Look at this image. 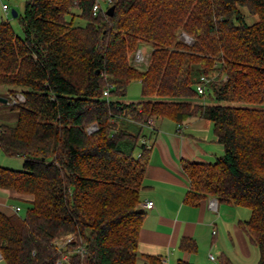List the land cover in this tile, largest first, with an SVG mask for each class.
Listing matches in <instances>:
<instances>
[{
    "label": "trees",
    "instance_id": "trees-1",
    "mask_svg": "<svg viewBox=\"0 0 264 264\" xmlns=\"http://www.w3.org/2000/svg\"><path fill=\"white\" fill-rule=\"evenodd\" d=\"M96 1L28 0L23 36L0 23V84L25 96L13 105L17 123L0 127L3 153L23 165L0 166V188L31 197L25 215L0 213L4 264H57L55 241L69 234V264H139L148 123L194 117L213 123L225 155L182 162L185 202L249 209L240 226L264 264V0H110L95 16ZM141 45L152 49L145 70L132 63ZM202 76L211 79L205 96L196 91ZM134 82L142 100L123 102ZM180 248L196 244L183 239ZM218 264L236 263L223 255Z\"/></svg>",
    "mask_w": 264,
    "mask_h": 264
},
{
    "label": "crops",
    "instance_id": "crops-1",
    "mask_svg": "<svg viewBox=\"0 0 264 264\" xmlns=\"http://www.w3.org/2000/svg\"><path fill=\"white\" fill-rule=\"evenodd\" d=\"M5 15L8 16V10ZM11 90V86L0 84V127L14 125L18 120L13 115ZM10 115H13V121L6 118ZM147 131L146 138L152 151L141 200L143 203L151 201L154 206L145 210L139 234V264H144V256L161 258L166 264H218L223 255L236 264H250L244 262L252 258V249L256 246L241 228L242 221L234 220L237 207L219 203L215 212L209 208L212 198L197 206L185 202L191 184L182 162L212 164L225 155V148L214 133L213 123L201 117L182 123L162 119L155 120ZM8 159L14 160L0 148V162ZM15 160L16 167L12 169H21L23 160ZM25 199L29 201L31 197L0 188V213L20 215L27 202L23 201ZM17 208L21 209L19 213H16ZM183 239L194 240L196 250H181ZM257 254L256 264L260 258L259 249ZM211 255L215 261L210 259Z\"/></svg>",
    "mask_w": 264,
    "mask_h": 264
},
{
    "label": "rangeland",
    "instance_id": "rangeland-1",
    "mask_svg": "<svg viewBox=\"0 0 264 264\" xmlns=\"http://www.w3.org/2000/svg\"><path fill=\"white\" fill-rule=\"evenodd\" d=\"M28 0H0V23L4 22V21H8L12 28L14 29V31L17 33V35L19 36H23V32H22V28H21V25H20V18L19 17H14L12 12L13 11H16L18 14L22 15L24 13V9H25V4ZM108 0H100L101 2V5L104 9L107 8L108 6V3H107ZM4 5H7V7L9 8L8 9V16L5 15V12L3 10L4 8ZM246 15H247V22L252 24L256 21V18L255 17H250L249 14H247V12L245 11ZM76 23L79 24V25H84V22L82 20H76ZM184 35L186 34H181V39L185 42V38H184ZM189 37V36H188ZM190 38V37H189ZM189 40H191V42L193 41L192 38H190ZM141 46H144L145 47V50L146 52L152 54V49L146 45H141ZM133 56V55H132ZM132 63H133V60H132ZM134 65V63H133ZM135 66V65H134ZM142 70H145L146 68L143 67H138ZM17 92L16 93H19V92H22V89L21 88H18L16 89ZM15 96V94H12L11 98ZM10 98V99H11ZM124 101H126L127 103L130 102V103H135V102H139L142 100V85L140 82H134V83H131L127 89V93H126V96L123 97ZM209 100L207 99V101L205 99H196V102L198 103H205V102H208ZM14 117L17 116L16 112H14ZM13 115H10L9 117H6L7 119H10V121H13L11 116ZM6 160V159H5ZM16 160L14 159H8L7 161H4L3 163L0 162L1 166L3 167H8V168H15V164H16ZM24 196H27V195H24ZM29 197V196H27ZM23 201H27L26 199L23 200ZM24 202V203H25ZM23 211L20 212V215L23 216L25 215V209L27 208L26 205H23ZM251 216V212L249 209H246V208H241V207H238L236 209V215H235V219L234 220H241L242 222L248 220ZM72 237V241L74 242L76 239L75 237V234H69V235H65V236H62L61 238L57 239L55 241V243H57L58 245H65L66 244V241L68 239H70ZM81 243H82V240H81ZM257 247H253L252 251H253V256L251 259L249 260H246L244 263H250V264H256L257 261H258V249ZM255 250V251H254ZM232 252V251H231ZM0 264H4V262H2V260L0 261Z\"/></svg>",
    "mask_w": 264,
    "mask_h": 264
},
{
    "label": "built area",
    "instance_id": "built-area-1",
    "mask_svg": "<svg viewBox=\"0 0 264 264\" xmlns=\"http://www.w3.org/2000/svg\"><path fill=\"white\" fill-rule=\"evenodd\" d=\"M110 2H111L110 0L107 1L108 4H110ZM8 9L9 8L7 7V5H4L5 12H7ZM103 9L104 8L102 7L100 0H97L94 7H93V14L96 16ZM184 38H185L186 43H188V44L193 43V41L191 42V40H189L190 38L187 35H184ZM150 57H151V54L146 52L145 47L140 46L138 48V50L133 54L132 60H133V63L136 67H143L144 66V68H148V66L150 64ZM210 82H211V79H209L206 76H202L200 78L199 82L196 85V91H197L199 96H205L207 94V92L209 90ZM111 89H112V86H107V88L104 91L103 98L107 101L110 100ZM10 101H11L12 105L22 104L25 102V96L22 92H19V93H16L15 96H13ZM154 122H155V120L151 119L148 123V128H152V126L154 125ZM87 131L89 134H93L96 131H98V126L96 124H93V125L88 127ZM143 143L146 144L148 146V148H151L147 142V138L143 139ZM153 206H154V203L149 201V202L142 203L141 208L145 212V210L151 209ZM218 206H219V201L217 199L212 198L209 201V208L212 211L217 212ZM20 210H21L20 208H17L16 213H19ZM214 234H216V232H214ZM72 242L73 241H72V237H71L70 239H68L66 241L65 245L64 244L58 245L56 243V246L59 249L60 253L63 254L62 259L57 264H69L71 257H70L69 253L65 252L66 251L65 247ZM76 250H77L76 252L83 254V248L80 247V248H77ZM2 259H3V257L0 253V261ZM210 259L212 261L216 260V258L213 255L210 256Z\"/></svg>",
    "mask_w": 264,
    "mask_h": 264
},
{
    "label": "water",
    "instance_id": "water-1",
    "mask_svg": "<svg viewBox=\"0 0 264 264\" xmlns=\"http://www.w3.org/2000/svg\"><path fill=\"white\" fill-rule=\"evenodd\" d=\"M114 11H115V7L112 6L111 8H109V10H107V15L108 16H113L114 15ZM14 17H18V13L16 11L12 12Z\"/></svg>",
    "mask_w": 264,
    "mask_h": 264
}]
</instances>
